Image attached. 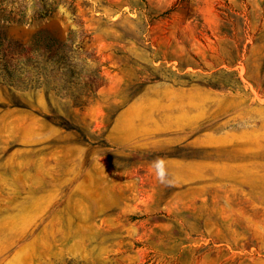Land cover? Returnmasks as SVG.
Wrapping results in <instances>:
<instances>
[{
    "label": "rangeland",
    "instance_id": "rangeland-1",
    "mask_svg": "<svg viewBox=\"0 0 264 264\" xmlns=\"http://www.w3.org/2000/svg\"><path fill=\"white\" fill-rule=\"evenodd\" d=\"M0 264H264V0H0Z\"/></svg>",
    "mask_w": 264,
    "mask_h": 264
},
{
    "label": "clouds",
    "instance_id": "clouds-1",
    "mask_svg": "<svg viewBox=\"0 0 264 264\" xmlns=\"http://www.w3.org/2000/svg\"><path fill=\"white\" fill-rule=\"evenodd\" d=\"M156 169H157V175L159 178L160 176H162V173H163V162L162 161L156 162Z\"/></svg>",
    "mask_w": 264,
    "mask_h": 264
}]
</instances>
